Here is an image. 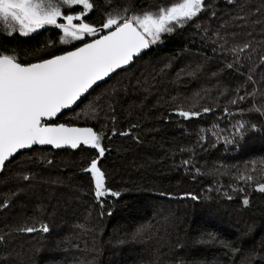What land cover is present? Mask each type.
Masks as SVG:
<instances>
[{
	"label": "trees",
	"instance_id": "trees-1",
	"mask_svg": "<svg viewBox=\"0 0 264 264\" xmlns=\"http://www.w3.org/2000/svg\"><path fill=\"white\" fill-rule=\"evenodd\" d=\"M159 2L133 0L136 7ZM95 3L97 10L89 16L90 20L97 17L106 0H95ZM206 3L209 7L198 18L171 34H164L161 42L136 58L130 67L100 83L90 91L86 100L73 110L63 112L54 121L91 126L106 133L103 143L109 151L99 166L106 173V187L119 192V197L106 194L97 201L90 176L81 171V151H54L34 146L6 162L0 173V205L7 204V208L0 207V237H3L0 240V261L3 264H16L23 259L24 264H82V245L78 243L77 246V240L93 242L94 264H177V261L191 264L193 258L206 264H227L225 244L241 249L242 254H257L256 264H264L261 259L264 258L262 233L246 235L245 231L236 228L235 217L227 216L225 210L223 214L227 217L222 215L221 218L203 211L206 207L227 205L230 209L243 208L248 218L264 222V193L257 192L254 185L248 188L236 181L235 176L239 173L234 167L242 168L246 161L264 157V116L246 111L243 116L221 117L217 121L226 98L219 100L217 111L199 118L183 120L174 114L178 106L185 109L193 104L197 108L217 106L220 85L229 90L230 96L231 90L243 83L244 78L236 72L213 76V73H220L225 58L217 46L223 43L219 37L224 36L230 41L235 38L237 42L264 39V24L252 23L264 19V6L261 0H206ZM239 16H245L246 20L236 19ZM202 25L205 26L198 29ZM58 35L53 28H45L28 37L0 35V51L14 53L21 61L34 60L41 45L57 41ZM55 47L71 49L70 45L58 43ZM257 50L264 51L259 47ZM189 57L200 66L184 70L182 64ZM159 59L171 60L172 64L166 71L167 78H159L162 85L153 91L149 89L139 100L141 110L128 107L127 97L132 99L130 90L109 97L103 91L97 101L101 109L98 118L82 121L70 118L95 95V91L101 90L116 75L131 70L138 61ZM242 71L247 74V66ZM252 75L257 89L264 92V67H260L258 61ZM247 90L252 91V88ZM152 93L156 94L158 105L147 100ZM197 93L203 99H199ZM254 103L257 106L264 104V96L258 95ZM252 104L253 100L249 98L240 107L248 109ZM241 119L247 122L248 128L243 138L236 137L237 144L226 146L223 140L216 142L210 131H201L211 129L213 123L226 129L229 120ZM252 124L257 126L256 131L251 130ZM113 126L117 132L129 131L130 135L113 136ZM201 134L207 137L203 144L198 142ZM132 136L138 137L139 142ZM40 155L43 157L39 158ZM184 160H190L201 174H196L191 167L186 171ZM21 172L24 175L19 177ZM31 175L35 178L32 179ZM24 176L29 179L24 180ZM241 187L243 192L238 190ZM161 192L171 193L174 198L161 197ZM184 193H193L199 199H182ZM244 195L250 200L247 206L241 202ZM180 206H184V211L179 209ZM187 207L191 209H185ZM181 212L185 220L183 224L162 225L168 223L163 216L169 219L171 214ZM79 215L83 217L76 218ZM41 221L49 225L48 233L15 231L25 223L38 225ZM149 225L147 232L133 239L138 227ZM209 232L216 239L200 243L201 240L208 241ZM42 239L47 243L43 248L34 249L30 245L33 241L39 244ZM20 250H24L22 255Z\"/></svg>",
	"mask_w": 264,
	"mask_h": 264
},
{
	"label": "snow or ice",
	"instance_id": "snow-or-ice-1",
	"mask_svg": "<svg viewBox=\"0 0 264 264\" xmlns=\"http://www.w3.org/2000/svg\"><path fill=\"white\" fill-rule=\"evenodd\" d=\"M261 5L264 6V0H261ZM206 7H209L206 0H160L147 7H136L133 0H106L97 17L90 20L89 16L97 10L95 0H0V35L12 37L18 34L28 37L47 27L54 28L59 33L57 41L41 45L34 60L21 61L14 53L0 51V169L21 150H31L33 146L47 145L52 149L81 151V171L90 176L97 201L106 194L119 197V192L106 187V173L99 166V162L109 151L103 143L106 133L98 132L91 126L57 123L54 122L55 118L86 100L90 91L99 83L130 67L144 50L161 42L164 34H171L198 18ZM236 19L244 21L246 17L239 16ZM252 23L264 24V19L253 20ZM248 35L251 36V33ZM219 40L223 43L217 46L221 48L225 58L220 73H213V76L236 72L244 78L243 83H238L231 90L230 96L229 90L220 85L217 88V106L203 105L197 108L193 104L187 109L178 106L174 109V114L183 120L199 118L217 111L219 100L226 98L217 121L221 117H233L237 114L243 116L246 111L258 112L264 116V104L257 106L254 103L258 95L264 96V92L257 89V82L252 75L257 61L260 67H264V51L257 50L258 47L264 49V39L237 42L235 38L230 41L221 36ZM57 43L70 45L71 49H56ZM229 55L231 59L228 58ZM245 66L247 74L242 71ZM249 87L252 91L247 90ZM196 95L203 99L199 93ZM249 98L253 100V104L248 109L240 107ZM100 110L97 102L87 100L76 119L81 115L86 120L98 118ZM112 119L115 124V116ZM228 123L229 127L226 129L213 123L211 129L201 131H210L216 142L223 140L226 146L237 144L236 137L243 138L248 124L242 119L235 122L229 120ZM251 130L256 131L257 126L252 124ZM111 132L113 136L130 135L129 131L117 132L115 126ZM131 138L139 142L138 137ZM206 139V135L201 134L198 142L203 144ZM182 163L186 171L191 167L196 174H201L200 169L194 168L190 160ZM234 167L239 173L235 176L236 181L248 188L254 185L257 192L264 193V157L246 161L242 168ZM23 179L28 180L29 177L24 176ZM238 190L243 192L244 188ZM159 195L174 198L171 193L161 192ZM181 198L193 201L199 199L193 193H184ZM249 203L248 196L244 195L242 204L247 206ZM0 207L7 208V204ZM108 214L111 215V211ZM149 228L150 225L138 227L133 233V239L143 235ZM49 230V225L43 221L38 225L35 222L25 223L15 229L26 234L48 233ZM215 239L209 232L208 241L201 240L200 243ZM224 247L227 249V264H237L238 257L239 264H256L257 254H242L241 249L232 244H225ZM177 264L185 262L177 261ZM191 264L206 262L193 258Z\"/></svg>",
	"mask_w": 264,
	"mask_h": 264
},
{
	"label": "rangeland",
	"instance_id": "rangeland-1",
	"mask_svg": "<svg viewBox=\"0 0 264 264\" xmlns=\"http://www.w3.org/2000/svg\"><path fill=\"white\" fill-rule=\"evenodd\" d=\"M204 26L205 25L198 26V29H201ZM200 36H201V34H200ZM171 64H172V61L168 60V59H159L157 61L149 60V61H144V62L138 61L134 64V66L131 70L123 72L120 75H116L115 77H113V80L112 81L110 80L109 83L107 85H104L101 90L98 89L97 91H95L94 92L95 95H92L91 99L92 100L94 99L93 101L97 102L98 100L101 99V94L103 93V91H105V96L109 97L115 93H118L119 91L127 92L128 90H130V94L132 96V99L130 97L129 98L127 97L126 102H127L128 107H133V108H137V109L141 110L142 107L139 103V100H141L143 98L145 92L148 91L149 89H150V91H153L158 85H162V81H160L161 79H159V78L163 79L162 76L167 78L165 76L166 71H167V69L170 68ZM182 66H183L184 70H191V69H194L196 67H199L200 64H197L193 58L189 57V58H186L185 62L182 64ZM147 100L150 102H153L155 105L159 104V100H158L156 94H154V93L148 95ZM84 107H85V105L77 113H80ZM143 111L144 110H142V112ZM77 113L71 115L70 118L74 121L85 120L83 115H81V117L79 119H76ZM40 157H43V156L40 155L39 158ZM22 175H24V172H21L18 174L19 177ZM34 178L35 177L32 176V179H34ZM36 178H38V176ZM242 199H241V202H242ZM225 208H227L229 211ZM179 209L181 211H184V206H180ZM185 209L188 210V209H191V207H187ZM224 210H225V214L227 216L233 215L235 217V219L237 221L236 222L237 223L236 228L238 230L245 231L246 235H248V236H254L256 233H262V235H264V222L254 220L250 217L248 218V215H246L243 208L230 209L227 205H216L215 207H210V208L206 207V208H204L203 211L204 212L210 211V215L212 217L218 216L221 218L222 215L226 216L223 214ZM77 211H80V210H77ZM179 213L171 214L169 219H167L166 217L163 216V219L165 220V222H168V223H163L162 225H164V226L165 225H171L170 223H173V224H177V223L181 224L182 223L183 224V222L185 221L183 213L182 212H181V214H179ZM177 214L179 215V217H177ZM82 217H83L82 215H79L76 218H82ZM71 243H73V242H71ZM76 243H77L76 244L77 246H78V243H81V245H82L83 253H82V255H80V257L83 259L82 264H94L95 257H94V251L92 248L93 242L92 241H85V240L83 242H81V241L77 240ZM30 245H32V247L35 249L38 247L43 248L44 246L47 245V243L42 239V240H40L39 244H38V242L33 241L32 243H30ZM25 249L27 252L28 247ZM19 252H21V255H22V252H24V250L23 251L20 250ZM69 258H70V256H69ZM79 262H81L80 259H79ZM95 262H96V260H95ZM15 263L16 264H24V259H23V261H17Z\"/></svg>",
	"mask_w": 264,
	"mask_h": 264
},
{
	"label": "water",
	"instance_id": "water-1",
	"mask_svg": "<svg viewBox=\"0 0 264 264\" xmlns=\"http://www.w3.org/2000/svg\"><path fill=\"white\" fill-rule=\"evenodd\" d=\"M47 28H51V27H47ZM53 29H54V28H53ZM148 50H149V49L144 50L143 53H142L141 55H143V54H144L145 52H147ZM141 55H139L138 57H140ZM138 57H137V58H138ZM127 68H128V67H127ZM107 80H108V79H107ZM101 83H102V82H101ZM99 84H100V83H99ZM94 88H95V87H94ZM92 90H93V89H92ZM80 103H81V102H80ZM80 103H79V104H80ZM79 104H78V105H79ZM78 105L74 106V107L72 108V110H73L74 108H76ZM65 111H68V110H65ZM65 111H64V112H65ZM59 115H60V114H59ZM59 115H58V116H59ZM56 119H57V118H55V120H56ZM80 127H84V126H80ZM33 147H34V146H33ZM38 147H47V148H51V146H47V145H45V146H38ZM51 149H52V148H51ZM53 150H54V151H61V150H66V149H53ZM69 150H72V149H69ZM25 151H27V149H26V150H21L19 153H21V152H25ZM73 151H75V150H73ZM17 155H18V154H17ZM17 155H15L14 157H16ZM11 159H12V158H11ZM2 170H3V169H0V173L2 172Z\"/></svg>",
	"mask_w": 264,
	"mask_h": 264
}]
</instances>
